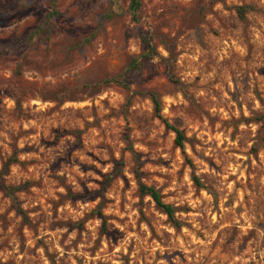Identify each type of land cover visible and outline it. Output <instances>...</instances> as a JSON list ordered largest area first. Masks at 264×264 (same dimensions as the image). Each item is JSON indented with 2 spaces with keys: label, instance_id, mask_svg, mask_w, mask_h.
Wrapping results in <instances>:
<instances>
[{
  "label": "rangeland",
  "instance_id": "obj_1",
  "mask_svg": "<svg viewBox=\"0 0 264 264\" xmlns=\"http://www.w3.org/2000/svg\"><path fill=\"white\" fill-rule=\"evenodd\" d=\"M130 3L0 0V172L17 160L29 219L0 183V264H264V0H142L139 22ZM135 58L130 90L88 88Z\"/></svg>",
  "mask_w": 264,
  "mask_h": 264
},
{
  "label": "trees",
  "instance_id": "obj_2",
  "mask_svg": "<svg viewBox=\"0 0 264 264\" xmlns=\"http://www.w3.org/2000/svg\"><path fill=\"white\" fill-rule=\"evenodd\" d=\"M142 9V0H131V3L129 5V12L130 15L132 17V20L134 22H139L140 21V12ZM245 8H239L238 12L240 14V17L244 16V12H245ZM51 16L55 17L58 16V12L56 10H54L53 12L50 13V15L48 16L45 24L48 25L51 19ZM45 25L43 24L42 26H39L38 29L34 30L29 36L28 38L30 40H32L33 38L40 36L44 30ZM143 43L145 45V50L144 53L142 54L141 58L144 59H151L154 57H160L155 45H154V39L152 36L146 34L143 36ZM161 60L164 62L165 67L167 69V76L170 80V82L176 84V85H180V80L178 79V77L175 74V60L174 59H164L161 57ZM143 68V63L141 61V59L139 58H135L132 60L128 71L126 72V74L124 76H120V77H112V78H107L95 85H91L88 86V88H100V87H111V86H118V87H122L124 89L130 90V84L127 82L128 78L130 77V72L136 71V70H142ZM137 96H149L155 106V113L156 116L163 121V123L165 124V126L172 130L175 134H176V139H175V143L177 145V147L180 148H184L185 146V142H186V136L184 134V132L179 128V122L180 121H176V123L173 125L171 124L168 120L164 119L162 116V103L160 101V96L156 93V92H150V93H137V92H133L131 94V96L128 98V105H130L133 100L137 97ZM261 121H263V127H264V116L261 117L260 119ZM17 160L16 159H10L3 167V170L0 172V183H1V187L4 190L6 196H8L13 204L14 209L22 215V217L24 218V220L28 221V217L26 212L21 208V203L20 200L17 196V193L22 191L23 189H25L28 186V183L22 186H9L5 183L4 181V176L7 174L10 166L15 163ZM117 172H120V169H118ZM137 174V178H140V173L139 171L136 172ZM113 177H108L107 178V182H111ZM195 180L197 182V184L199 186H202L201 183L199 182L198 178L195 177ZM139 191L142 197L148 196L150 197L156 204L157 208L160 209L163 213H165L169 219V221L176 227V228H181L182 227V223L176 218L175 213L176 210L175 208L170 205V204H166L163 201V197L160 193L159 190H157L154 187H149L143 183L140 182V187H139ZM96 214L104 221V228L106 225V218L103 215L101 209H98L96 211Z\"/></svg>",
  "mask_w": 264,
  "mask_h": 264
}]
</instances>
